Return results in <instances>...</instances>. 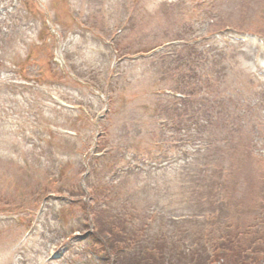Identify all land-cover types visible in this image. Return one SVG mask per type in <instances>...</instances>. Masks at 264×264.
Here are the masks:
<instances>
[{"label":"rangeland","instance_id":"rangeland-1","mask_svg":"<svg viewBox=\"0 0 264 264\" xmlns=\"http://www.w3.org/2000/svg\"><path fill=\"white\" fill-rule=\"evenodd\" d=\"M0 264H264V0H0Z\"/></svg>","mask_w":264,"mask_h":264},{"label":"trees","instance_id":"trees-1","mask_svg":"<svg viewBox=\"0 0 264 264\" xmlns=\"http://www.w3.org/2000/svg\"><path fill=\"white\" fill-rule=\"evenodd\" d=\"M221 210H222V208H221V209H218V208H217L216 211L218 212V216H219L220 213H222ZM222 211H223V210H222ZM215 213H216V212H215Z\"/></svg>","mask_w":264,"mask_h":264}]
</instances>
